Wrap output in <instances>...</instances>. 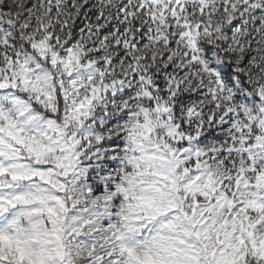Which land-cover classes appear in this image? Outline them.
<instances>
[{
  "label": "snow or ice",
  "instance_id": "1",
  "mask_svg": "<svg viewBox=\"0 0 264 264\" xmlns=\"http://www.w3.org/2000/svg\"><path fill=\"white\" fill-rule=\"evenodd\" d=\"M0 264H264V0H0Z\"/></svg>",
  "mask_w": 264,
  "mask_h": 264
},
{
  "label": "rangeland",
  "instance_id": "2",
  "mask_svg": "<svg viewBox=\"0 0 264 264\" xmlns=\"http://www.w3.org/2000/svg\"><path fill=\"white\" fill-rule=\"evenodd\" d=\"M118 102L115 100H111L108 102V107L105 108L104 106H101L100 108L97 109V114L95 119L92 121L94 125L100 124L101 120H104L106 123H110L112 117L109 109L112 107V104ZM114 126V125H113ZM95 131V129H94Z\"/></svg>",
  "mask_w": 264,
  "mask_h": 264
},
{
  "label": "clouds",
  "instance_id": "3",
  "mask_svg": "<svg viewBox=\"0 0 264 264\" xmlns=\"http://www.w3.org/2000/svg\"><path fill=\"white\" fill-rule=\"evenodd\" d=\"M199 75H203V74H199ZM50 83H51V82L49 81V84H50ZM185 90L187 91V89H185ZM54 101H55V97H54V95H53L52 98H51V102H54ZM106 102H107V101H106ZM98 103H99V102H98ZM205 103H210V101H205ZM72 115H73V117L75 118L76 113H73ZM156 119H159V118L157 117ZM65 127L67 128V133H68L69 135H71L72 133H76V132H80V131H81L80 127L78 126V121L73 122L71 127H68V126H67V122H66V123H65Z\"/></svg>",
  "mask_w": 264,
  "mask_h": 264
}]
</instances>
